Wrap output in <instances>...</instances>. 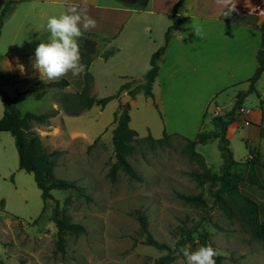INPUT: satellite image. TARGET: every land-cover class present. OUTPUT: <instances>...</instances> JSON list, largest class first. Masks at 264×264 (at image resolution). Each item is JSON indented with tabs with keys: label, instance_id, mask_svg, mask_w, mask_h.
Returning <instances> with one entry per match:
<instances>
[{
	"label": "rangeland",
	"instance_id": "1",
	"mask_svg": "<svg viewBox=\"0 0 264 264\" xmlns=\"http://www.w3.org/2000/svg\"><path fill=\"white\" fill-rule=\"evenodd\" d=\"M44 5L53 6L40 0L17 2L2 30L10 29L23 11L34 19L31 25L37 28L40 14L37 8ZM58 7L60 13L65 11L66 6ZM87 9L99 26L96 17L101 14ZM127 25L120 30L118 40L112 41L111 37L105 40L96 34L100 47L99 55L89 68L95 80L91 94L104 97L116 94L125 82L131 81L133 86L144 82L150 68L146 63L137 73H128L131 71L119 65L122 54L118 52L117 43L123 39ZM41 39L47 40V34L33 31L30 54L22 57L30 66L31 77H40L31 61L37 47L34 45ZM174 41L160 59V74L153 87V96H147L140 89L133 99L122 104L121 97L127 93L122 92L105 108L94 105L77 115L66 111V107L73 110L79 107L73 98L79 89L76 76L71 72L64 76L70 81L68 86L32 87L25 91L23 84L16 83V73L6 74L8 65L5 57H0V87L16 98L22 113L61 109V114L53 116L49 125L36 124L35 129L42 136L46 149L55 152V175L75 183L70 189H53L54 198L45 202L34 175L19 169L14 136L8 131L1 132L10 140L6 150L11 149L16 169H12L8 178L0 177V264H153L166 250L144 243L139 213L147 217L153 236L171 247L176 246L181 229L188 228L192 238L180 248L195 251L204 246L200 240L204 234L207 242L223 255L222 264H264V242L250 233L229 204L224 205L225 209L220 206L213 194L217 186L210 182L200 183L190 174L202 172L204 165L184 150V145L194 140L200 131L214 128L212 119L217 110L221 113L216 115L223 116L233 107L238 92L248 87L244 82L247 77L235 81L231 76L229 70L234 64L229 61L230 55L229 60L225 56L217 62L195 51L188 55L191 63H187L176 55ZM111 49V58L104 60L100 54ZM20 58H13L12 69H17ZM255 64L257 58L254 57L252 67ZM246 69L239 75L247 74ZM262 87L264 89V82ZM258 92L262 93L259 89ZM120 104H129L130 127L138 133L129 161L139 172L140 179L122 169L114 179L109 174L115 162L114 113L121 110ZM0 106L4 110L1 94ZM243 107L255 115L261 109L257 94H249ZM235 124L229 127L228 135L238 162L234 170L244 177L242 191L259 202L264 221V170H257L258 166L252 162L254 154L248 158L251 151H259L264 143L260 144L254 125ZM165 133L169 134L167 143H151L148 139L149 136L162 138ZM196 150L203 155L206 166L215 172L222 171L224 157L218 139L198 143ZM181 194H201L205 203L186 201ZM57 203L62 213L69 214L73 221L86 228L81 234L69 233L64 250L57 248V227L51 219ZM171 264H187V260L182 256Z\"/></svg>",
	"mask_w": 264,
	"mask_h": 264
},
{
	"label": "trees",
	"instance_id": "2",
	"mask_svg": "<svg viewBox=\"0 0 264 264\" xmlns=\"http://www.w3.org/2000/svg\"><path fill=\"white\" fill-rule=\"evenodd\" d=\"M185 0H179L176 5L178 8ZM15 0H7L6 5L0 12V35L6 16L12 9ZM183 18L175 15L173 23L165 33V43L157 51H155L150 60V68L144 76V82L133 86L131 81L123 83L116 94L99 97L96 94H91L94 86V78L89 68L99 55L98 41L95 35L91 32H84L79 39L81 63L84 65V71L74 77L76 78V85L79 91L73 95L79 107L75 110L66 107L68 114L77 115L85 109H90L94 105H99L105 108L107 104L113 99L119 97L122 92L130 94L133 99L140 89H143L145 94L149 97L153 96L154 83L159 75L158 59L165 51L174 31L181 25ZM259 29L262 32V47L258 52V65L252 76L247 80L249 87L245 91H240L235 99L233 107L223 116L216 115L212 119L214 128L210 131H200L194 140H189L184 145V150L187 151L192 158L198 159L204 165L202 172L193 171L190 174L200 183L210 182L212 186H217L214 191V196L220 206L225 209V204H229L231 209L238 215V217L246 224L250 233L259 241L264 242V221L261 215V206L259 202L253 197L247 195L242 191V185L245 184L244 177L241 173L234 170V166L238 163L233 155L230 147V140L228 138L229 126L236 122L241 114V107L246 96L249 93L257 92L256 84L262 72L264 71V21ZM108 40V38H105ZM113 53V50L105 51L102 57L108 59ZM70 85L68 79L61 78L49 82L37 83L34 87L49 88V87H65ZM0 94L4 104V114L0 119V131L10 132L16 142V147L19 154V169L32 173L39 189L41 196L45 202L53 199V189H70L75 187V183L66 179L58 178L55 175L56 162L54 159L55 152L48 151L44 145L43 138L39 131L35 129L36 124L49 125L51 118L58 113V110L51 109L44 113H35L27 111L22 113L17 104L16 98L10 96L7 91L0 87ZM129 104H120V109L114 113L115 127L112 130V142L115 152V162L112 164L109 174L112 179L115 178L119 169H122L131 177L140 179L141 176L135 167L130 163L129 157L134 154L135 141L138 133L130 127V115L128 112ZM211 138L219 140V147L224 157V163L221 172H215L205 165L203 155L196 150L198 143H204ZM151 143H167L169 134L164 137L155 139L149 136ZM252 162L258 166V169L264 168V160L259 154H255ZM184 200L203 204L205 199L201 194L186 195L181 194ZM51 219L57 227V248L64 250L66 246V238L69 233L81 234L86 231L83 224L72 220L67 213H62L59 209V204L55 205ZM141 233L144 236V243L155 246L159 249L166 250L164 254L159 256L153 264H171L183 254L179 253L180 246L189 242L192 238V231L188 228L181 229L180 238L177 240L176 246L171 247L165 242L157 240L149 229V222L143 213L138 214ZM201 243L206 246L207 236L201 234ZM216 264H222L223 255L218 254L216 257Z\"/></svg>",
	"mask_w": 264,
	"mask_h": 264
},
{
	"label": "crops",
	"instance_id": "3",
	"mask_svg": "<svg viewBox=\"0 0 264 264\" xmlns=\"http://www.w3.org/2000/svg\"><path fill=\"white\" fill-rule=\"evenodd\" d=\"M22 1L24 0H15L11 11L4 20L2 29L6 22H9V16L14 9V5ZM40 1L50 2L53 6L44 5L37 8L38 13V10H40L37 28H33L31 25V21L34 19L29 17V13L23 11L22 15L14 19L11 28L6 31L2 30L3 32L0 35V57H5V64L8 65L6 74L16 73L14 76L16 83L23 84L22 89L25 91H29L37 83L53 81L39 80L41 79L39 76H29L30 66L27 62L25 63L22 57L30 54V48L33 45L30 41L32 32L39 30L47 34L48 38L49 33L46 27L48 18L54 15L58 16L60 14V8L58 6H66L68 3L78 5L86 3L87 8H91L94 12L101 14L99 17H96L99 26L85 31L93 33L97 41L96 34L102 35V39L111 37L112 41L118 40L121 33L120 30L128 24V30L125 32L123 39L117 43L118 52L122 54L119 65L122 69L131 71L128 73L141 71L144 69L145 63L150 66L151 56L164 45L165 33L169 26L172 25L175 15L183 18V21L174 31L165 51L160 55L158 59L159 67L160 59L166 53L173 39L176 40L174 41L176 55L181 56L187 63H191L188 55L195 51L198 52L199 56L201 54L204 58H213V61L217 59V62H221L219 60L220 57L224 58L230 55V60L229 57L226 59L234 64L229 70L231 76H233L235 81L247 77L244 82L248 84V87L249 82L247 80L252 76L250 73L254 67L256 70L258 65L257 60V64L252 67L253 59L254 57L257 58L258 52L262 47V32L259 27L264 21V0H185L178 8H176V5L179 0H117L116 2H112V0ZM6 2L7 0H0V9L4 8ZM233 8L234 10L230 12ZM225 13H229V15H225ZM185 25H188V27H185ZM195 29L200 31L202 38L195 35ZM41 41L42 39L38 43H35L34 46H38ZM19 56H21L19 59L20 63L17 69L14 70L10 67L12 60ZM102 58L109 60L111 56L108 59ZM21 66H23V70ZM245 68H247V74L239 75ZM263 82L264 71L257 81V92H252L257 94L261 102V109H258V112L254 115L253 111L246 110L242 105L241 108L244 110L243 112L240 110V117L234 122L236 123L235 126H239L240 123L248 124L250 127L254 125L258 129L257 136L260 144L264 143ZM258 89L262 91L261 94L259 93L260 91L258 92ZM235 99L236 97L234 98V102ZM54 109L58 110L57 115L61 114L60 108ZM3 114L4 110L0 106V119ZM1 132L3 131H0V177L6 179L12 173V169L15 170L16 168H14V158L11 155V149L6 150V144L10 140L6 135H2ZM253 154H259L261 159L264 160V146L260 145L259 151H251L248 158H252ZM262 169L264 170V168L257 170L261 171Z\"/></svg>",
	"mask_w": 264,
	"mask_h": 264
},
{
	"label": "clouds",
	"instance_id": "4",
	"mask_svg": "<svg viewBox=\"0 0 264 264\" xmlns=\"http://www.w3.org/2000/svg\"><path fill=\"white\" fill-rule=\"evenodd\" d=\"M233 10L234 8L230 12ZM96 24V20L88 13L86 3H68L65 11L48 18L46 27L49 36L47 41H42L35 49V56L31 61L33 70L38 71L43 80H58L69 72L73 76L80 75L84 71V65L81 63L79 39L85 31L95 28ZM194 32L197 37H201L198 29ZM21 67L23 70V66ZM180 253L186 258L187 264H216L215 257L218 255L210 244L200 246L195 251L183 247L178 255Z\"/></svg>",
	"mask_w": 264,
	"mask_h": 264
},
{
	"label": "water",
	"instance_id": "5",
	"mask_svg": "<svg viewBox=\"0 0 264 264\" xmlns=\"http://www.w3.org/2000/svg\"><path fill=\"white\" fill-rule=\"evenodd\" d=\"M130 99H131L130 94L126 93L125 95H123V96L121 97V102H122V104H126L127 101H129Z\"/></svg>",
	"mask_w": 264,
	"mask_h": 264
},
{
	"label": "built area",
	"instance_id": "6",
	"mask_svg": "<svg viewBox=\"0 0 264 264\" xmlns=\"http://www.w3.org/2000/svg\"><path fill=\"white\" fill-rule=\"evenodd\" d=\"M240 110L243 112V110H244V109H243V108H241ZM219 113H220V111H219V110H217V111L215 112V115H216V114H219Z\"/></svg>",
	"mask_w": 264,
	"mask_h": 264
}]
</instances>
